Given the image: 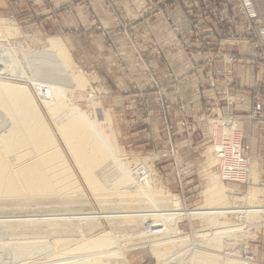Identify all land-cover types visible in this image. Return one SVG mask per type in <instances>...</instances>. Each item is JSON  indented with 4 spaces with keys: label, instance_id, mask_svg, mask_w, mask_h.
Here are the masks:
<instances>
[{
    "label": "rangeland",
    "instance_id": "374dc122",
    "mask_svg": "<svg viewBox=\"0 0 264 264\" xmlns=\"http://www.w3.org/2000/svg\"><path fill=\"white\" fill-rule=\"evenodd\" d=\"M249 3L246 0H5L0 3V39L16 62L13 71L27 76L25 79L0 74V81L29 88L59 142L77 179L78 191H74L77 194L69 197L79 198L70 199L75 204L65 210L87 213L94 209L96 222L89 226L91 237L109 233L127 264H159V256L151 246V239L157 237L150 238L141 231L144 223L131 225L129 221H121V216L118 223L127 231L132 230L133 235L121 241L118 236L123 234H114L115 223L106 219L105 206L98 201L101 198L94 194L80 171L30 80L35 65L28 66L27 55L41 51L50 38L63 44L70 56L71 72L85 80L84 86L66 91V104L83 110L93 120L98 114L104 116V132L110 137L117 157L129 166L135 179L143 180L137 172L148 165L165 193L181 203L185 215L178 227L190 239L179 242L177 249L200 250L194 244L197 242L203 251L227 257L223 253L227 243L216 250L212 242L216 237L210 235L213 228L217 232L223 226L220 222L224 216L231 225L238 224L227 215L228 209H243L247 205L250 225H264L261 186L264 161H254L247 152L243 122L238 118L251 116L256 125L264 126V115L255 112L264 101V17L257 14L253 0ZM247 72L255 77L249 84L241 82V74ZM242 91L250 92L251 113L235 109L245 103ZM232 117L241 132L238 137L242 152L250 158V183L246 185L222 180L217 149L211 141L214 126L221 119ZM1 124L0 132L5 123ZM170 138L181 153L178 163L174 158H163L169 155ZM179 171L184 173L183 180L176 175ZM226 188L239 195L225 193ZM246 196H253L252 200ZM80 197H85L87 204L75 206L84 201ZM107 198L116 200L121 196L112 194ZM7 208L1 209L0 215L16 212ZM28 209L18 211L29 212ZM82 227L83 232L87 230L86 225ZM247 227V238L254 237L253 227ZM13 229L16 237L33 234L23 227ZM71 230V233L76 230L74 235L77 234L71 235L76 239L82 229ZM0 233L3 240L7 241L8 237L10 240L8 233ZM242 236L237 234L231 242L244 240ZM64 238V246L69 244L70 249L63 252L58 250L55 237H48L51 246L48 257L76 248L75 239L70 235L71 242ZM259 240L260 237L252 243L255 255ZM0 251L1 263L8 262L9 255ZM64 257L67 256H59ZM232 259L259 264L257 255L254 262L237 255ZM187 260L188 256L181 257V263Z\"/></svg>",
    "mask_w": 264,
    "mask_h": 264
},
{
    "label": "bare ground",
    "instance_id": "6f19581e",
    "mask_svg": "<svg viewBox=\"0 0 264 264\" xmlns=\"http://www.w3.org/2000/svg\"><path fill=\"white\" fill-rule=\"evenodd\" d=\"M43 46L41 51L27 55L28 66L35 65L30 80L80 171L94 194L101 198L98 201L105 206L106 219L115 223L112 226L114 234L116 236L123 234L118 236L121 241L133 235L132 230L127 231L126 227L118 223L119 216L121 221H129L131 225L156 220L155 222L163 223L165 227L164 232L149 234L150 238L157 237L151 239V246L154 253L159 256V264L171 262L246 264L238 259L208 251L177 249L179 242L190 239V236L184 234L178 227V223L184 220L185 215L181 203L175 202L165 193L149 166L147 176L142 175L143 180L135 179V175L128 170L129 166L127 167L117 157V151L113 148L110 137L104 132L103 123L106 119L104 116L98 114L93 120L83 110L71 108L66 104L68 95L66 91L84 86L85 80L71 72L70 56L60 41L50 38ZM7 49L8 46L0 39V74L26 79L27 76L23 72L13 71L16 62L12 54L7 53ZM42 115L28 87L0 81V122L5 123L2 126L4 129L0 132V210L4 208L6 210L8 207V210L16 211L8 212L9 215H0V232L5 231L10 235L8 241L9 237L4 234L8 237L6 238L8 242L0 236L2 238L0 241L3 240L0 243V250H4V255H9L11 258L8 262L0 261V264H127L124 255L116 249L109 233L96 238L91 237L89 226L96 222L94 209L93 212L87 213L65 210L66 207L75 204L71 202L75 197L69 196L77 194V179L59 142ZM215 152L216 160L219 162L218 152ZM214 185L220 187L218 184ZM226 192L239 195L227 188ZM112 194L115 197L119 194L121 198L116 200L107 198ZM250 197L253 196L247 198L252 200ZM80 199L84 201L77 202L75 206L87 204L85 197ZM29 206L35 209H30ZM25 209L29 212H20ZM243 209L247 213L250 207L245 205ZM249 217V213L245 215V225L238 222L237 225H231L229 218L222 217L220 223L223 226L219 228L220 230L217 232L214 231L215 228L211 230L210 237H216L212 239L214 248L221 249L223 244L235 241V236L240 233L244 239L247 238L249 236L247 226H252ZM212 223H216V220ZM70 225L72 228H78L77 231L82 229L76 239L74 238L77 242L76 248L68 250L67 253L48 257L46 254L51 247L48 237L51 235L57 240L60 237L68 238L70 235L72 238L77 233L74 235L76 230L71 233ZM82 225H86L87 230L84 232ZM17 227L25 228L29 234L33 233L32 236L16 237L12 233H15L13 228ZM120 230L121 233L118 232ZM141 231L146 232L144 227ZM60 232L62 234L57 235ZM206 236L204 235L203 238ZM63 238L57 240L58 250L62 251L70 249L69 244L64 246L66 238ZM68 241L71 242V239ZM185 255L189 260L181 263V257ZM59 256L67 257L59 258Z\"/></svg>",
    "mask_w": 264,
    "mask_h": 264
},
{
    "label": "built area",
    "instance_id": "2783aa9c",
    "mask_svg": "<svg viewBox=\"0 0 264 264\" xmlns=\"http://www.w3.org/2000/svg\"><path fill=\"white\" fill-rule=\"evenodd\" d=\"M246 1L249 3V0ZM235 120L236 119L234 117L230 118L229 120L221 119V121H219V123H217L213 128V135L211 137V141L213 147H217L219 159L217 167L224 181L236 185H246L250 183V158L242 152L241 137H238L241 132L235 124ZM188 125V123H184V126L188 127ZM169 147V155H164L163 158H174L175 162L178 163L181 158V153L178 145L175 141H173L172 138H170ZM147 169L148 165L142 167V170L137 173L145 177L147 176ZM183 174L184 173L181 171L176 172V175H178L181 180H183L182 178H184ZM184 186L185 184L182 182L181 187L183 188V190ZM261 186L263 188L262 209L264 210V181H262ZM228 210L229 211L227 212V215L231 219H234L236 223L238 222L242 225L246 224L244 218L247 213L244 209L240 208ZM155 221L156 220H151L144 223V229L146 233L153 235L159 232H164L165 227L163 223ZM252 230L255 234L254 237L241 240L237 243L234 242L235 245L229 241L227 243V248L223 251V253L227 257H234V255H237L240 259L242 258L245 261H256V255L252 251V243L259 239V233L260 231L264 230V225L261 227H253ZM194 244H196L195 246H198L200 250H205L200 243L195 242ZM235 249L237 250V253L234 251ZM170 264L175 263L171 262Z\"/></svg>",
    "mask_w": 264,
    "mask_h": 264
},
{
    "label": "crops",
    "instance_id": "0c3cea01",
    "mask_svg": "<svg viewBox=\"0 0 264 264\" xmlns=\"http://www.w3.org/2000/svg\"><path fill=\"white\" fill-rule=\"evenodd\" d=\"M5 0H0V3H4ZM228 2V1H227ZM255 10L257 11V14L260 17H264V0H253ZM252 74L247 72L241 74V82L245 84H249V82H252L255 77L251 76ZM241 96L243 98L245 97V103L241 104L240 106L237 105L235 106V109L237 111H240L243 109L244 111L251 113L253 110V107L251 105V95L250 92L248 91H242ZM243 111V112H244ZM255 111V109H254ZM259 116L264 115V101L263 104L259 108L256 109V111ZM245 113V112H244ZM240 120H242V125H243V130H244V145L247 148V152L253 157L254 161H264V126H258L256 125L255 122L252 121V117H244L241 118V115H239ZM264 213V212H263ZM251 227H254L252 225ZM262 232V233H261ZM260 240L259 244L255 245L256 247V255H257V260L259 264H264V231H260Z\"/></svg>",
    "mask_w": 264,
    "mask_h": 264
}]
</instances>
